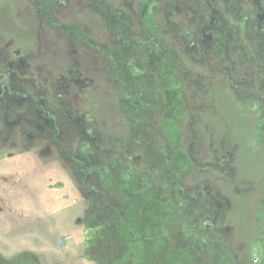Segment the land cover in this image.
Instances as JSON below:
<instances>
[{"label":"flooded vegetation","instance_id":"af4514ba","mask_svg":"<svg viewBox=\"0 0 264 264\" xmlns=\"http://www.w3.org/2000/svg\"><path fill=\"white\" fill-rule=\"evenodd\" d=\"M107 1L10 0L2 7L7 27L0 34V152H13L10 143H15L16 133H22L18 124L10 130L11 123L2 114L23 110L27 115L28 108L43 120L42 126L37 118H28L31 134L61 146L76 167L77 181H105L102 191L107 203L98 209L97 226L90 229L89 239L105 264H122L121 256L133 262L134 256L151 250L149 245L153 258L160 257L166 264L177 253L184 254L180 257L185 264H243L231 246L243 250L250 236L237 231L228 240L219 237L213 217L221 214L226 223L256 215L259 204L264 210V199L252 202L254 193L228 194L234 200L228 209L221 201L229 196L218 193L213 196L211 216V211L196 214L205 208L192 196L202 195L209 171L227 176L229 181H217L219 185L239 188L252 181H241L235 163L205 168L199 161L206 153L204 134L191 125L208 118L204 112L195 118L194 93L187 90L206 95V90L197 88L209 83L196 71L210 56L213 71L226 75L232 88L247 86L253 93L254 105L262 108L256 116L264 122V80L255 77V69L264 73L263 32L261 47L252 53L253 64L236 63L227 50H221L224 29L238 20V14L244 15L239 5L251 9L246 19L264 22V0H119L116 6ZM213 48L219 58L210 52ZM245 71L250 82L237 83ZM95 89L121 95L119 116L126 121L120 132L109 133L94 111L81 108V96L87 91L89 100ZM52 95L65 100L75 97L74 107L59 111L57 117L48 100ZM203 97L199 106L203 104L207 111ZM6 103L13 108L1 110ZM237 103L242 104L241 99ZM123 106L130 107L128 116ZM218 112L212 116L231 119L223 110ZM79 132L84 140L75 147L77 155L67 138ZM91 190L95 199L101 197L98 188ZM207 190L210 193L209 186ZM128 200L135 201L136 207L128 209ZM121 206L136 211V228L124 229L132 240H127L128 235L122 240L111 225L115 216H121Z\"/></svg>","mask_w":264,"mask_h":264},{"label":"rangeland","instance_id":"374dc122","mask_svg":"<svg viewBox=\"0 0 264 264\" xmlns=\"http://www.w3.org/2000/svg\"><path fill=\"white\" fill-rule=\"evenodd\" d=\"M7 1L10 0H0V34L7 27L1 17L2 7H5ZM107 2L113 6L119 4V0H108ZM240 7L244 15L242 17L238 14V20L224 29L221 50H227L229 58L236 63L253 64L252 53H255L263 43L261 33L263 32L264 36V22L259 18L255 22L246 19V14L250 13L251 9L248 5H243V7L239 5ZM253 12L254 10L251 13ZM167 18L168 16L165 17L166 20ZM110 33L111 38L114 39L115 31L112 29ZM194 40L195 37L192 36L190 43L193 44ZM210 52L220 57L214 48ZM200 56L196 58L199 59ZM210 61L209 56L205 66L201 67L199 63L200 67L196 71L210 84H203L197 88L202 91L206 90V95L202 92L197 93L194 89L187 90L189 94L194 93L196 102L194 107H197L193 113L196 114L195 118L198 119V114L203 112L208 118H204L203 121L199 119L191 125L192 129H198L204 134L202 135V146L206 149V153L200 156L199 161L205 168L207 165L212 167V164L235 163V170L241 181L248 179L252 182L249 186L246 184V187L239 188L232 187L231 183L230 185L228 183L219 185L220 182L217 181H229L227 176L223 177L225 175L219 171H209L210 173H207L209 185L206 184L202 195L200 193L192 196V199L197 197L199 204L205 208L196 212L199 215L211 211L213 196L218 193L229 196V200L221 201V204L228 209H231L234 203L232 196L228 194L254 193L252 202L259 201L260 197L264 199V122L256 116L262 108L254 105L253 93L246 89L247 86L245 89L243 87L232 88L226 75L213 71L215 68ZM238 68L241 70V67L238 66ZM262 76L264 80V73L255 69V77L261 79ZM237 79L239 80L237 83L248 84L250 82V76L246 71L245 76H238ZM21 89L24 90L22 87ZM95 91L101 95L96 97ZM86 92H81L85 94L80 98L82 107L81 101H78L77 105L86 112L94 111L100 123L110 129L109 133L122 130L126 120L119 116L121 95L115 90L106 92V90L95 89L90 91L92 94L88 100ZM109 93H111V102L107 106ZM201 97L206 103L207 111L203 110V104L199 106ZM238 99H241L242 104L237 103ZM48 100L51 102L52 112L58 111L56 114L58 117L59 111L64 113L74 107L75 97L71 96L65 100L52 95ZM215 102L218 110L213 105ZM104 103L106 106H103ZM2 105L1 110L3 111L13 108L7 103ZM98 105L102 106L99 108ZM123 108L126 111L130 107L123 106ZM219 110H223L231 119L214 118L212 115L218 114ZM26 111L27 115L23 110L17 114H2L7 118L8 123H11L10 130L18 124L22 133L21 135L16 133L15 143H10L8 149H13V152H0V264H94V262L105 264L103 257L89 244L90 232L97 226L95 216L99 212L98 209L103 210L104 204L107 203V197L102 191L105 181H85V184L77 181L76 167L74 163L66 159V152L61 146L57 142L42 139L43 135L31 134L29 129L31 122L28 118H37L42 126L43 120L37 117L35 111L31 112L28 108ZM127 113V111L124 113L125 116H128L129 113ZM11 115H17V117L9 118ZM35 135L37 138H34ZM217 136L219 138H216ZM214 138L216 139L213 140ZM61 139L64 137L62 136ZM67 140L74 146L72 147L74 154L78 155L75 147H78L84 140V135L80 132L71 133ZM208 186L210 193L207 190ZM94 187L102 193L98 199H95L94 191L91 190ZM125 202L128 209L136 207L135 201ZM261 207L262 204H259L256 215L246 214L226 223L221 214H215L213 217L215 226L220 228L219 237L225 236L228 240L237 231L250 236L243 250L238 251L237 244L231 246L232 252L240 259V263L264 264V210ZM121 209H123L120 211L121 216H115L114 223L111 225L122 240L127 239L122 237L126 235H128L127 240H132L134 237L132 238L124 229L125 227L136 228V211H127L122 206ZM102 213L104 215L105 211ZM212 214V211L208 212V216ZM253 246L255 250L251 252ZM149 249L151 250L141 257L134 256L133 262L129 261L126 256H121L119 259L122 264H166L160 257L153 258L151 245ZM180 255L184 254L177 253L174 261L169 264L187 263L183 262L185 258ZM90 257H94L96 261L89 262ZM255 258L258 259L256 263L253 262Z\"/></svg>","mask_w":264,"mask_h":264},{"label":"crops","instance_id":"0c3cea01","mask_svg":"<svg viewBox=\"0 0 264 264\" xmlns=\"http://www.w3.org/2000/svg\"><path fill=\"white\" fill-rule=\"evenodd\" d=\"M89 244H90V241H89ZM90 245H91V244H90ZM91 247H92V245H91ZM96 251H97V250H96ZM102 260H103V258H102ZM88 261H89V262H90V261L93 262V261H96V259H95L94 257H92V258L90 257ZM94 264H95V262H94Z\"/></svg>","mask_w":264,"mask_h":264},{"label":"built area","instance_id":"2783aa9c","mask_svg":"<svg viewBox=\"0 0 264 264\" xmlns=\"http://www.w3.org/2000/svg\"><path fill=\"white\" fill-rule=\"evenodd\" d=\"M64 243H66V242H64ZM257 261H258V259H257V258H255V259H254V262L256 263Z\"/></svg>","mask_w":264,"mask_h":264}]
</instances>
